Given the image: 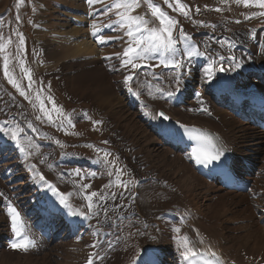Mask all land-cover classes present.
Here are the masks:
<instances>
[{
	"label": "rangeland",
	"instance_id": "1",
	"mask_svg": "<svg viewBox=\"0 0 264 264\" xmlns=\"http://www.w3.org/2000/svg\"><path fill=\"white\" fill-rule=\"evenodd\" d=\"M115 2L116 0H100L98 3L89 5L87 2L82 4L79 0H23V2H20V0H0V24H2V26H0V45L4 46L3 51H0V115L4 117L14 116L19 113L20 105L23 108L26 107L22 117L26 121H29L34 120V116L38 117L40 115V117H42L40 125H44L46 128V130L39 129L40 134L51 138L53 136L58 141L57 134L59 133L61 136L60 142L63 147L65 146L63 139L78 141L79 138L77 135L82 132V129L92 131V137L94 140H104L106 135L110 133L109 131L106 132L104 129L95 127L94 124L87 122L88 124H84L78 128L77 135L73 133V137L70 138L69 128L66 126V123H69L68 115L66 114L64 116V111L73 107L74 103L69 100L67 93L76 95L80 100L78 102L82 104H98L110 113L109 118L113 121L115 127L111 130H115V133L117 132V139L119 137H125L126 139L133 141L134 144L137 142L136 147L139 149L138 152H145V158H148L151 161L150 166L152 165L160 175L166 180L173 182L176 187L179 186L181 192L185 194V198L182 200V197L184 196L179 197L178 188L175 190L169 189L173 190V193H175V195H173V200H181L177 202L180 204L190 202L192 206L197 207L198 210L203 213L201 214L202 219L194 223V225L203 226V229H211L209 231L216 237V239H218L220 248L224 249L223 243L225 241H229V245H234L239 241V243H241L243 241L241 237L245 236L250 230H259L257 237L260 242L264 241V220L261 218V215H257L258 211L262 214L264 210V133L260 126L253 128L248 125L252 121L250 115L238 114L233 116L234 114L231 111L227 116L220 115V121L228 130V132L225 133L237 143V147H240L242 152H244V155L242 156H246L253 161L251 184L254 188V195L252 194L250 196L249 193L232 192L227 194L224 197V200L223 197H220V192H218L216 188L208 190L206 187L207 185L203 182L201 183L197 181L191 175L189 170L183 167L180 162H173L172 159L174 157V152H165L167 154L163 157L160 154L161 145L156 143L155 145L148 147V140L143 135L145 134V132H143L144 128L138 126L136 123L138 121L139 123L143 122L144 125H147L150 120H148V122L143 121V118L138 112L127 105L125 97L121 96L119 93L120 89L117 90L115 88L114 83L112 82L113 76H111L99 64V61L89 59L96 54L97 48H95V51H87L71 55V53H73L72 50H74L71 45H76L81 40L87 38L86 28L77 27L73 21H75L80 14L79 12L90 10L92 11V15L96 14V17L92 21L97 22L93 25L99 27H105L108 25L110 27H115L114 30H120V32L116 34L112 33V37L117 39V45L113 48L111 53L116 55L122 53L123 46L122 42H119V40L124 39L127 28H121L119 26L120 16L117 15V13L123 12V8H111L110 11L108 10ZM181 2L190 9L188 17L174 11L173 8H169L164 0H154V3L160 5L163 11L167 12L169 16L178 21L175 29H179V27L180 29L183 28L184 32L189 35L196 29H205L206 32L211 30L214 33H217L222 28L227 27L231 34L241 42L244 40H253L255 36L258 35V38L260 39L258 50L261 52L264 51V16L259 15L260 12H264V9L253 5L245 7L242 3H236L235 0H227V3L222 2V0H181ZM173 7H175V5H173ZM197 8H199V12L196 11ZM217 8H220L221 11H216L215 9ZM140 12H143L148 16L149 20L152 19L158 28L160 27L159 21L152 17L151 11L143 0H141L140 7L136 8L131 14L137 15ZM38 19L44 21V27L46 30H44L42 22H39V26H36ZM74 25L76 27H74ZM40 26L42 27V30L40 29ZM21 39H23V44H21ZM9 40L11 43H9ZM213 41L216 42L215 39ZM39 43H42V46H40ZM36 54H40L41 59L49 62L50 68L48 63H46V71L41 68L39 62L36 63ZM256 54L257 53L249 55V57H254ZM115 57L116 59L114 58L113 65L118 68V64H121V61L118 59V56ZM258 62H264V58H260ZM5 63L8 65V73L10 64L12 67L16 65L10 76L17 83L20 79V90H23L26 93L27 99L25 96L17 94V88L9 83V77L5 80L1 73ZM93 64L94 66L90 68L89 65ZM79 66H84L86 69L80 72L78 71L75 75L74 69ZM26 71L30 72L31 79L34 72L33 79L36 82V90L30 99H28V94H30L29 89H26L28 87H24L22 84V82L25 83L29 80L25 74ZM202 71L203 70H198V73L200 74ZM243 73L244 72L237 73L238 77L240 75L241 78ZM56 74L60 75L56 76ZM245 75L247 74L245 73ZM118 76L119 73L116 75L117 79ZM6 81L13 87L10 88L13 89L15 95L9 90ZM262 81L264 82V80ZM20 90L18 91L20 92ZM26 100L29 103H25L24 101ZM36 100L42 101L44 105L47 106L45 111H41L34 103H32ZM54 105L61 107L63 111V115L60 117L57 115L55 122L53 121V114H49L52 117L51 121H49L45 115L46 111L51 113L55 111ZM222 105L225 106L224 104ZM222 105L220 106L222 107ZM31 108L32 110H30ZM224 109L228 108L225 106ZM112 112H114V115ZM188 118V121L193 123L196 122V118L192 116H189ZM58 126H60V129H58ZM118 129L122 130L123 134L118 133ZM260 137H263V140L260 139ZM123 142L124 139L120 140V144L116 142V147H120V150H122ZM147 150H151L152 152L149 157H147ZM87 153L95 154L93 151ZM1 160L2 158L0 159V162ZM106 160L108 164H105V171L102 172V174L106 175L98 180L97 186L93 188L94 190L87 192V194L97 192L98 195L97 197H94L93 200H97L105 195L107 191H111V188H109L108 185L109 180L114 174L119 176L116 171L110 168V165L115 162V158H107ZM121 162L120 159V180L123 183H128V181L133 183V174L129 172V168L131 167L127 166V168H125ZM16 164L17 159L14 153H11L9 161L0 163V191L5 190L0 192V199L9 196L10 193H12L9 187L14 184L13 181H11L10 183L3 185L4 181L1 169L2 167H7L10 172L12 169L20 170L19 167H16ZM134 166H132V168ZM134 171L136 172L135 180H137L142 174L138 173L136 169ZM21 180L22 179L18 176L15 180L17 185H20V182H22ZM106 185L108 187H106ZM133 191L132 186L128 187L126 194L129 193V195L123 199V202L129 200ZM116 196L117 195H112L110 192L106 197L113 200ZM147 198L149 201L147 203L153 210H161L166 206V204H163V194L155 193L152 195L151 200H149V196ZM115 203V201H112L110 205L116 206ZM93 206L95 207L96 205L93 203ZM118 212L113 213V215L118 214ZM206 217L208 219H206ZM136 218L139 219L140 216ZM3 219L4 217L0 209V228L6 224L5 219L4 221ZM203 219L208 220L209 225L207 224V221H204ZM52 223L55 224L54 219ZM220 225H222L224 230L223 235L220 234V236L225 238L224 242H222L220 236L216 235V233L219 234L221 232ZM142 227L141 230L143 229ZM39 228L40 227H38V229L36 228L35 232H38ZM212 229L215 230V233ZM61 238H55L54 240L51 234L52 242L47 244L48 247L41 251L30 252L31 254H19L13 252V255H8L3 252L5 250L0 251V264H66L67 252L70 248V244L68 241L64 242L65 239ZM172 238L175 240L176 236L174 235ZM250 243L251 245L245 246V248L248 254H253V252H255L254 255L256 257L258 249L252 248L254 242L251 241ZM191 244L193 245L192 241ZM81 248L82 247H77L76 249L80 250ZM236 248L234 253L238 252L236 251ZM242 248L244 247H240L239 251L240 249L242 251ZM229 256L231 259L235 260L239 257L238 255Z\"/></svg>",
	"mask_w": 264,
	"mask_h": 264
},
{
	"label": "bare ground",
	"instance_id": "2",
	"mask_svg": "<svg viewBox=\"0 0 264 264\" xmlns=\"http://www.w3.org/2000/svg\"><path fill=\"white\" fill-rule=\"evenodd\" d=\"M96 44H97V42L95 40H92V39L90 40L89 38H86L85 40H81L78 44L71 45V47L74 49V50H72L73 53H71V55L72 54H80V53H84L87 51H95L96 50L95 49ZM262 68H263L262 66L258 67V72L256 73V75L253 74L255 76H252L250 74L248 75V73H247V75H245V72H244L241 75V78H240V75H239V77H238V75H236L235 79L232 77L231 82L229 81L230 76L228 78L226 77L227 81L229 82L227 89L230 90L231 92H236V95L240 97L242 93H237V92L239 90H241V88H242L243 89V97H246V98L251 99V100L259 99L260 97L264 96V84H262V80H264V69H262ZM252 77L257 78V79H261V82H259V85H258V90H259V94H260L259 96H256L253 93L249 92L247 90V86L243 85V83L246 80H248ZM261 77H263V78H261ZM225 85L227 86V82L225 83ZM221 89H223V88H221ZM241 92H242V90H241ZM214 103H218V105L214 106V109L216 110L215 112L218 115V121L212 119L211 117L204 116V115L193 116L189 113H187V114L181 113L180 111H182V106H178V105H177V107H178V110H180V111H176V112L179 115H185L187 117L192 116V117L196 118L195 123H202L204 125H208L209 127L219 126V124L221 123V121H220L221 116L220 115L222 114L223 116H227L230 114V111L232 112V109H235V110L238 109L237 111L234 112V115H238L239 113L244 114V115L249 114L252 117V121L248 125L252 126L253 128H255L257 125L261 124L264 121V112L260 111L259 113H256L253 111L252 107L255 105L254 101H252V102L249 101L248 104L244 103V104H241V105L236 106V107H234V104L229 103V104H227L228 109H224L221 106H219L220 105L219 101L215 100ZM174 114H175L174 112H171V114H170V115H173L172 116V125L170 126V128H161L159 126L160 120L157 118L156 114H155L154 119H150V122L148 123L149 125L147 124L148 126L144 125L143 122L139 123L138 121L136 124L138 126H142L144 128L143 132H145V134H143V135L148 140V147H151V146L155 145L156 143L158 145H161L160 146V149H161L160 154L163 157L168 152H174V157L172 159L173 162H180L183 167H185L189 170L191 175L197 181H199L201 183L203 182L204 184H206L207 185L206 187L208 190H213L214 188H216L217 191L220 192V197H223V199H224V197L227 194H230L231 192H229L227 190H223L221 187L218 186L217 181H215V180L208 182L207 179L202 178L200 176L201 174H198V171L194 168L193 164L190 163V159H189L188 155L183 150L178 149V147H173L171 145H167V143L163 140V138L161 136H159V134H160V132H158L159 130H163L164 133H172L173 129L176 128V126L174 124V119H175ZM224 135L227 139L230 138L225 132H224ZM262 138L263 137H260V139H262ZM251 149H253V148H251ZM239 150H240V154H243L240 147H239ZM139 152H141V151H139ZM165 152H167V153H165ZM151 153H152L151 150H149V151L147 150V157H149L151 155ZM236 164H237V166L242 165L241 161H236ZM206 175H207V173H206ZM246 179L248 180L247 176H246ZM24 184H25L24 182L20 183V185H24ZM140 186H141L140 198L136 199V207H137V211L140 212V218L137 219L136 217H134V220H135V221H133L134 223L132 225L126 226L124 229H122V232H124L126 235V239L122 240L121 244L114 249L111 258H109V259L105 258V259L101 260L99 262V264H132L131 260L135 256H137L140 251H142L144 249L145 245L154 244V243L159 245V252L167 256L168 262H172V264H185L186 260H184L182 258V253L186 250V247L193 248L196 251V247L194 246V244L193 245L191 244V241L193 242V234H192L193 232L191 231V228L194 225V223H196L200 220V218H197L194 215H191L190 219L188 221L185 220L183 223H180L178 220H174V221L169 220V222H171L172 225L176 227V229H180L179 232H177V231L172 232L170 228H162L161 232L156 233L154 231V228L151 226H149L147 228V230L142 229V230H140V232H138V230L135 231L134 230L135 228L139 229L144 225V221H142L143 216H145V215L153 216L154 215L153 214L154 210L151 209L147 203V202H149L148 198H147L148 196L150 197L149 200H151V197L153 194L156 193V190L164 191V189H166L168 192L172 193V195H175V193H173V190H169L172 188L163 187L160 182L154 183V186H147V185L145 186L144 181H143ZM158 186H160V189L157 188ZM33 193L34 192L30 191L29 194L25 196V198L27 200H29ZM222 204H223V202H222ZM210 209H211V207H210ZM155 211H157V212L164 211V214L167 218H169V215L171 213V211H169L167 208L166 209L164 208L161 210H155ZM187 214H190V213L187 212L186 215ZM45 216H46V218H48L46 212H45ZM46 218L43 216L37 220L36 224L41 226L40 231H44L45 234H47L48 232L52 233L53 238L56 235H60L62 237V239H65V240L70 239L71 241L68 240L69 244H70V248L68 249V252H67L66 264H81L82 261H84V259L86 258V254H87V250H88V246H87L88 241H86L85 239L82 241H79L81 233L76 231V230H72L69 227L65 226L61 222L59 217L55 216L53 218H50L49 221H46ZM53 219L55 220V224L52 223ZM206 219H208V218L206 217ZM201 223H203V222H201ZM147 224L145 223V225H147ZM182 230H187L188 234L186 236L183 235ZM258 232H259V230H252V231L250 230L245 236L241 237L243 239V241L241 243H239L240 242L239 241V242L235 243L234 245L233 244L229 245V241L224 242L223 243V248H224L223 251L229 255H234V256L240 255L241 252L239 251V248L244 247V249H245V246H250L251 245L250 242L252 241L254 243L252 245L253 247L252 246L251 247L253 249H258V251L256 252V257H258L260 255L261 256L264 255V241L260 242L259 238L257 237ZM151 235H153V236L150 237ZM174 235L176 236L175 240L172 238V236H174ZM0 237H1V234H0ZM185 238H187V242L185 241ZM79 242H81V243H79ZM205 244L207 246H213V244H209V243H205ZM261 244H263V245H261ZM77 247H82V248L80 250H77L76 249ZM235 248H236V251H238V252L232 253V250ZM82 249H83V251H82ZM3 252L5 254H8V255H13L12 254L13 252H5V251H3ZM253 254H255V252H253ZM238 259H241V258L237 257L236 260H238Z\"/></svg>",
	"mask_w": 264,
	"mask_h": 264
},
{
	"label": "snow or ice",
	"instance_id": "3",
	"mask_svg": "<svg viewBox=\"0 0 264 264\" xmlns=\"http://www.w3.org/2000/svg\"><path fill=\"white\" fill-rule=\"evenodd\" d=\"M23 2V0H20ZM100 2V0H87L89 5H93L95 3ZM143 2L147 5L148 9L151 11L152 17L156 18L159 21V28L156 27H149V21L145 18L144 15H132L131 13L135 11L136 8L140 7L141 0H116V2L109 7V11L111 8H123V12H118L117 15L120 16L119 26L121 28H127L126 35L130 38L128 42V47H126L122 53L123 59L121 60L122 67H128L129 65L135 69L139 67L137 63L134 61H138L141 59L146 58L150 53H155L161 58V64L165 67H171L175 71V75L172 79L175 81L176 88L175 92L180 90V85L182 83L184 75L190 71L188 69V62H190L191 58L194 55H204L203 52H198L192 45V37L184 32L183 28L180 29V36L179 39L183 40L186 44H188V48L182 54L184 57L187 58L182 59L180 56L177 55L178 49L176 47L178 43V39L174 38L173 32L178 24V21L169 16L167 12L163 11L160 5L154 3V0H143ZM165 4L168 5L169 8H173L174 11L179 12L185 17H188L190 9H188L181 0H164ZM222 2L227 3V0H222ZM236 3H242L245 7L250 5L259 7L264 9V0H235ZM175 5V7H173ZM216 11H221L220 8L215 9ZM199 12V8L196 9ZM259 15L264 16V12H260ZM239 22V21H237ZM2 26V24H0ZM214 27V26H213ZM94 31L92 35L96 37L98 43H105L106 38L102 35H98L99 30L95 29V25H93ZM107 39H111L110 37ZM9 43L11 41L9 40ZM21 44H23V39H21ZM4 46L0 45V51H3ZM118 58L120 54H117ZM110 58V57H109ZM235 65L236 68L241 67L240 63L236 61L235 57H230ZM215 62L210 64L206 69V75L211 77L214 71ZM8 65L5 63V76L9 77V83L13 85V87L20 90V85L13 79L8 73ZM225 67L223 65L219 66V71H225ZM231 70V69H227ZM27 78L31 81V74L30 72H25ZM133 75H128L125 77L124 83L127 85L129 82L133 81ZM129 92L139 98V93L134 92L131 87H129ZM163 93V90L158 89ZM20 94L25 96L27 99L26 93L23 90H20ZM175 93L169 91L166 93L167 96H173ZM39 99V97H38ZM54 104V102H53ZM54 109L60 115H63V111L60 107L54 105ZM41 111H44L43 102H41ZM148 113H146L147 115ZM45 115L49 119L52 120L51 115L45 112ZM158 115L164 119H168V117L163 113L160 112ZM155 118V117H153ZM37 119H40L38 116ZM70 122V121H69ZM98 123V122H97ZM12 141L16 143V147L21 153H24L25 159H27L30 155L27 152L18 139L19 130H8L3 126H0V133L9 134ZM201 141L204 142L206 147L201 148L198 150L195 158L198 162L201 163H212L213 161L219 160L220 156L223 154L222 150L218 148L213 142L212 139L206 135L197 137ZM106 143V142H105ZM107 155V154H106ZM35 169V165L31 166ZM36 175L39 176V181L43 182L44 185L52 192L54 196L59 199L60 205L64 208L68 209L71 214L73 215H80L87 218V212H81L78 209H74L73 206L69 203L70 193L61 192L54 184L49 182L45 176L39 172H36ZM76 175L79 176V170H76ZM126 187V185H124ZM85 189L89 188L90 186L85 184L83 185ZM106 187H108L106 185ZM97 192H91L85 196V199L88 201L87 210L90 212L93 208V198L97 197ZM103 199V197H100ZM8 214L11 217L12 222V231L18 239L13 240L11 243V247L13 249H22L27 251L29 247L34 245V241L29 239V237L24 234L25 232V225L21 218L19 211L12 206L10 203L7 207ZM106 211V209H105ZM177 232L180 229H176ZM187 242V238H185ZM94 246V245H93ZM185 259H189L190 257H194L198 255L193 248L186 247V250L182 253ZM203 264H214L212 260L202 258ZM87 264H93V259L89 257Z\"/></svg>",
	"mask_w": 264,
	"mask_h": 264
}]
</instances>
